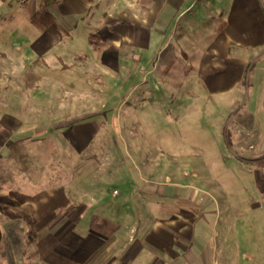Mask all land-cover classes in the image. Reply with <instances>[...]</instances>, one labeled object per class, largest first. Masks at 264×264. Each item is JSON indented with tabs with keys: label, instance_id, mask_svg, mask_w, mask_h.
Segmentation results:
<instances>
[{
	"label": "crops",
	"instance_id": "crops-1",
	"mask_svg": "<svg viewBox=\"0 0 264 264\" xmlns=\"http://www.w3.org/2000/svg\"><path fill=\"white\" fill-rule=\"evenodd\" d=\"M30 2L36 10L45 7L47 17H56L40 35L41 42L37 39L29 45L34 62L43 66L60 70L78 66L87 73L125 82L141 71L151 80L164 74L162 82L169 90L179 91L188 84L193 92L203 89L204 63L214 62L223 53L236 65L260 56L261 62L249 69L252 85L260 79L264 0ZM5 3L15 2L0 0L1 17L6 14ZM4 29L1 19L0 91L8 88L5 80L17 78L18 69L27 61L11 56ZM11 44L21 47L14 40ZM230 90L221 92L235 89ZM151 91L146 88L145 94ZM248 113L245 110L237 119L242 129L253 130ZM3 115L0 107V119ZM17 122L12 126L8 121V133L0 128V264H178L182 258L187 264H217L210 246L200 250L188 243L189 225L202 215L207 219L213 198L200 194L192 184L178 186L177 179L183 177L180 172L126 170L118 153L97 148L87 154L99 132L92 125L90 132L86 125L66 131L67 138H46L44 132L32 138L20 132L28 122ZM53 140L71 145L72 151L61 156L76 160L75 173L67 174L70 166L63 171L53 167ZM85 161L96 162L97 170L84 168ZM255 171L264 192V167ZM116 180L121 183L115 184ZM190 192L191 202L200 200L199 212L183 208L184 203L174 205ZM153 231L171 238V246L152 244Z\"/></svg>",
	"mask_w": 264,
	"mask_h": 264
},
{
	"label": "rangeland",
	"instance_id": "rangeland-1",
	"mask_svg": "<svg viewBox=\"0 0 264 264\" xmlns=\"http://www.w3.org/2000/svg\"><path fill=\"white\" fill-rule=\"evenodd\" d=\"M4 8L0 20L5 24L4 42H10L6 47L16 60L27 61L17 78L5 80L8 88L0 91L2 133L9 132L8 121L15 126L19 119L28 122L21 134L32 138L42 132L46 138H67L65 132L76 126L86 125L89 132L95 126L92 130L99 132L87 154L97 148L118 153L126 170L170 168L183 176L177 179L178 186L192 184L200 194L213 198L207 219L202 215L189 225L190 246L200 250L210 246L217 264H264V192L255 171L259 167L253 162L264 157V61L258 67L260 79L254 85L249 79V69L261 62L260 56L236 65L219 53L214 62L204 63L203 89L193 92L188 84L179 91L169 90L162 82L164 74L151 80L141 71L125 82L78 66L53 69L34 62L29 45L56 17H47V9L36 10L32 2L5 3ZM13 40L21 47L12 46ZM146 88H152L148 96ZM229 88L235 90L221 92ZM158 89L164 90L157 94ZM245 110L252 114L246 116L254 121L253 130L242 129L237 119ZM52 147L53 167L63 171L70 166L67 174L75 173L76 160L62 159V153L72 151L71 145L53 140ZM85 167L97 170V163L85 161ZM190 197L191 192L174 205L184 203L183 208L199 212L200 200L193 203ZM159 235L153 231L149 241L170 247L172 239ZM178 264L187 263L182 258Z\"/></svg>",
	"mask_w": 264,
	"mask_h": 264
},
{
	"label": "trees",
	"instance_id": "trees-1",
	"mask_svg": "<svg viewBox=\"0 0 264 264\" xmlns=\"http://www.w3.org/2000/svg\"><path fill=\"white\" fill-rule=\"evenodd\" d=\"M90 40H91V43L94 45V44H95V42H94V38L91 37ZM94 47L96 48V45H94ZM171 66H172V64L168 67V69H170ZM253 162H255V164H256L259 168L264 167V157H263V158H261V157H260V158H257V159H255Z\"/></svg>",
	"mask_w": 264,
	"mask_h": 264
},
{
	"label": "built area",
	"instance_id": "built-area-1",
	"mask_svg": "<svg viewBox=\"0 0 264 264\" xmlns=\"http://www.w3.org/2000/svg\"><path fill=\"white\" fill-rule=\"evenodd\" d=\"M6 1H10V2L14 1V2L19 3V4H26L30 0H6ZM61 1H64V0H48V2H50V3H60Z\"/></svg>",
	"mask_w": 264,
	"mask_h": 264
}]
</instances>
